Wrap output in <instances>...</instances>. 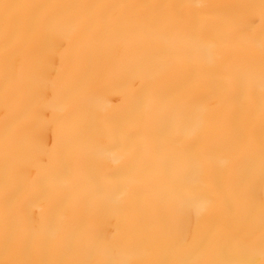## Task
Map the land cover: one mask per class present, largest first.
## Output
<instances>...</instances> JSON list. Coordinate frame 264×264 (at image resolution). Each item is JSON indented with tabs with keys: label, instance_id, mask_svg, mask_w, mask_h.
I'll use <instances>...</instances> for the list:
<instances>
[{
	"label": "bare ground",
	"instance_id": "bare-ground-1",
	"mask_svg": "<svg viewBox=\"0 0 264 264\" xmlns=\"http://www.w3.org/2000/svg\"><path fill=\"white\" fill-rule=\"evenodd\" d=\"M253 4L0 0V261L260 258L264 19L240 7ZM165 49L187 54L189 66L159 72L155 90L171 92L185 73L223 80L222 90L152 105L151 117L176 114L169 135H153L147 121L116 127L126 116L125 75L166 63ZM249 72L248 98L236 99V77ZM247 132L254 144L246 149L238 133ZM249 165L255 180L244 189L239 177ZM45 181L48 199H34ZM18 186L25 191L13 206L7 192ZM12 233L22 242L14 250ZM235 241L251 254L230 255ZM97 247L105 251L96 255Z\"/></svg>",
	"mask_w": 264,
	"mask_h": 264
},
{
	"label": "snow or ice",
	"instance_id": "snow-or-ice-1",
	"mask_svg": "<svg viewBox=\"0 0 264 264\" xmlns=\"http://www.w3.org/2000/svg\"><path fill=\"white\" fill-rule=\"evenodd\" d=\"M169 7V6H165ZM178 9L184 8H196L198 5H177ZM242 8L257 9L260 12L261 18L264 19V0H259L258 5H241ZM179 16H183L184 13L181 11L178 13ZM235 18V17H234ZM261 69H262V80H264V27L261 29ZM160 57L167 58L166 63L153 64L144 68H139L131 74H126L121 84L122 94L126 98V116L124 119L116 124V127L124 129L136 125L138 122H148V130L155 136H163L171 134L176 127V114L164 115L161 114L156 117H151L150 109L154 104L167 105L177 98H191L193 93L200 88L210 89L213 95H217L223 88V80L214 82H204L201 78L194 73H185L182 79L175 82L173 90L167 94H161L151 86V81L161 71H177L186 69L188 64L187 54L176 53L174 56L167 50H163ZM243 80V87L240 89V82ZM145 82V86L136 89L134 84L136 81ZM254 81V74L249 72L242 78L236 77L237 89H240L236 99H240L243 96L244 99L248 98V91L250 90ZM99 108L101 111H107L109 105L104 101L103 97L99 98ZM192 114L190 112L184 113L185 120L190 121ZM195 130V129H194ZM241 144L244 148H251L254 144V137L250 132L238 133ZM97 179L93 176V180ZM240 183L244 189L250 188L255 180L254 166L249 165L243 169L239 177ZM260 180L264 183V132H262L260 139ZM103 187V185H101ZM50 184L45 181L42 183L40 189L34 194L36 200H46L49 197ZM25 191L23 186H18L10 189L7 192L10 203L13 206H19L21 201L22 193ZM31 205L29 204V207ZM226 207H230L229 202H225ZM262 230H264V224H262ZM7 246L10 249H15L18 244H21V240L16 233H12L7 237ZM212 241H209L208 247H212ZM33 245H23V250L30 252ZM105 251L104 247H97L95 252L96 255H100ZM247 251L251 254L250 249H245L240 241H235L231 248L228 249L230 255H239ZM0 264H145L141 261L131 260H73V261H33V260H5L0 261ZM148 264H264V239L260 243V258H243V259H227V260H208L203 262H193L185 259H166L148 262Z\"/></svg>",
	"mask_w": 264,
	"mask_h": 264
}]
</instances>
